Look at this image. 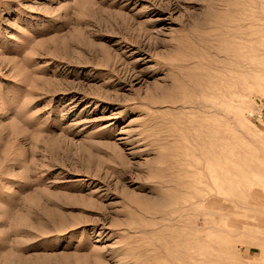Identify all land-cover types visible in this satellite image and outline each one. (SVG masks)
Instances as JSON below:
<instances>
[{
  "label": "rangeland",
  "instance_id": "374dc122",
  "mask_svg": "<svg viewBox=\"0 0 264 264\" xmlns=\"http://www.w3.org/2000/svg\"><path fill=\"white\" fill-rule=\"evenodd\" d=\"M0 264H264V0H0Z\"/></svg>",
  "mask_w": 264,
  "mask_h": 264
},
{
  "label": "bare ground",
  "instance_id": "6f19581e",
  "mask_svg": "<svg viewBox=\"0 0 264 264\" xmlns=\"http://www.w3.org/2000/svg\"><path fill=\"white\" fill-rule=\"evenodd\" d=\"M229 28L232 29V30H235V29H238L239 28V25L237 22H235V20H233L230 25H229ZM235 33V31H233ZM236 35H239L238 33H235ZM193 163V161H192ZM203 168V167H202ZM206 191V190H205Z\"/></svg>",
  "mask_w": 264,
  "mask_h": 264
}]
</instances>
